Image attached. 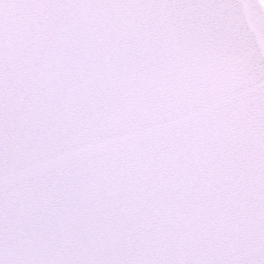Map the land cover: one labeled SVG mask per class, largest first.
<instances>
[{
    "label": "snow or ice",
    "instance_id": "6c2138e0",
    "mask_svg": "<svg viewBox=\"0 0 264 264\" xmlns=\"http://www.w3.org/2000/svg\"><path fill=\"white\" fill-rule=\"evenodd\" d=\"M0 264H264V0H0Z\"/></svg>",
    "mask_w": 264,
    "mask_h": 264
}]
</instances>
